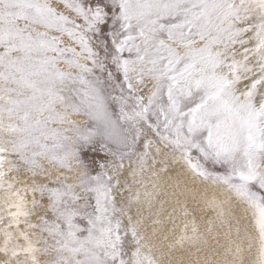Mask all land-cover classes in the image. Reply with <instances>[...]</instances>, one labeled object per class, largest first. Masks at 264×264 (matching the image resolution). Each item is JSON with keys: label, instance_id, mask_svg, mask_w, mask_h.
I'll return each instance as SVG.
<instances>
[{"label": "snow or ice", "instance_id": "snow-or-ice-1", "mask_svg": "<svg viewBox=\"0 0 264 264\" xmlns=\"http://www.w3.org/2000/svg\"><path fill=\"white\" fill-rule=\"evenodd\" d=\"M0 264H264V0H0Z\"/></svg>", "mask_w": 264, "mask_h": 264}]
</instances>
